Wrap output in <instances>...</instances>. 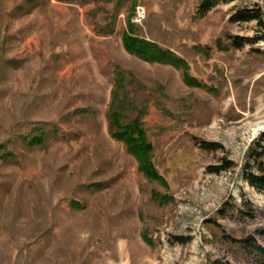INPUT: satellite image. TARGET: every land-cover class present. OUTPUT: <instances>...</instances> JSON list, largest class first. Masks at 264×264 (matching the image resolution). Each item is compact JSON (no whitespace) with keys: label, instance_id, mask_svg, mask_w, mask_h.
Segmentation results:
<instances>
[{"label":"rangeland","instance_id":"rangeland-1","mask_svg":"<svg viewBox=\"0 0 264 264\" xmlns=\"http://www.w3.org/2000/svg\"><path fill=\"white\" fill-rule=\"evenodd\" d=\"M205 1L0 0V264H259L243 246H264V192L242 167L264 132V27L230 18L264 0Z\"/></svg>","mask_w":264,"mask_h":264},{"label":"trees","instance_id":"trees-1","mask_svg":"<svg viewBox=\"0 0 264 264\" xmlns=\"http://www.w3.org/2000/svg\"><path fill=\"white\" fill-rule=\"evenodd\" d=\"M218 3V0H206L202 5L204 11H208ZM231 21H257L261 27H264V16L261 15V8H247L237 12L231 16ZM131 33V32H130ZM245 37L237 36L233 40L235 47H242ZM124 44L126 49L140 58L154 62L159 61L163 63H176V57L170 52L162 50L155 44L144 39L132 37L131 34H124ZM110 130L114 137L123 140L132 152L140 161V169L144 170L150 177L160 178L150 160V152L152 145L146 141L144 132L138 128V125L133 122L126 126L120 125L115 118L110 115ZM118 128V131H113V128ZM138 136H135V134ZM43 137H38L34 141L41 143ZM223 165L214 167V172H221L233 168L234 164L228 160ZM243 178L252 187L258 191L264 192V132L256 143L250 148L248 158L243 165ZM264 235V230H263ZM249 252L254 253L259 264H264V246L256 242L254 239L245 240L243 246Z\"/></svg>","mask_w":264,"mask_h":264},{"label":"built area","instance_id":"built-area-1","mask_svg":"<svg viewBox=\"0 0 264 264\" xmlns=\"http://www.w3.org/2000/svg\"><path fill=\"white\" fill-rule=\"evenodd\" d=\"M146 16V12L143 6L137 7V20L141 21Z\"/></svg>","mask_w":264,"mask_h":264},{"label":"bare ground","instance_id":"bare-ground-1","mask_svg":"<svg viewBox=\"0 0 264 264\" xmlns=\"http://www.w3.org/2000/svg\"><path fill=\"white\" fill-rule=\"evenodd\" d=\"M264 128V126H262V125H258V127L256 128V130H255V132L256 131H259V130H261V129H263Z\"/></svg>","mask_w":264,"mask_h":264}]
</instances>
